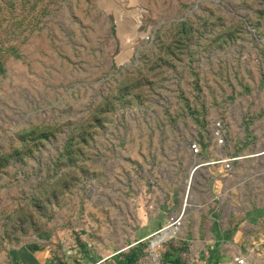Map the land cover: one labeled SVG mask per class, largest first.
Segmentation results:
<instances>
[{"label":"rangeland","instance_id":"374dc122","mask_svg":"<svg viewBox=\"0 0 264 264\" xmlns=\"http://www.w3.org/2000/svg\"><path fill=\"white\" fill-rule=\"evenodd\" d=\"M209 205L264 264V0H0V264H202L143 228Z\"/></svg>","mask_w":264,"mask_h":264},{"label":"crops","instance_id":"0c3cea01","mask_svg":"<svg viewBox=\"0 0 264 264\" xmlns=\"http://www.w3.org/2000/svg\"><path fill=\"white\" fill-rule=\"evenodd\" d=\"M218 166H220V168L218 171L214 172L216 174V184L226 178L231 172L225 171L222 165ZM183 208L184 207L181 208L179 213L182 212ZM218 213L219 209L217 205H209L205 211L198 210L193 212V214L188 213L187 217L184 215L183 223L185 221V225L181 229L179 240L186 248L188 240L200 241L196 245V253L203 255L201 260L202 264L208 263L210 250L213 251L212 259L216 264H235L233 257L236 255L241 256V254L236 252V248H239L240 244L243 246L249 245L248 239L251 237V230L250 228H246L245 225L241 226V223H236L231 227L220 231L218 227L220 222ZM161 226L162 224H156L150 228L149 225H145V228H143V237H148V235L157 231ZM79 248L80 249L72 250V264H79L77 263V258L81 264H110V257H95L91 254V250L86 248L85 243H80ZM181 248L185 249L183 247ZM205 251L206 255L204 256ZM39 252H41V250ZM29 257L30 258L27 260L26 264H56L53 260H50L49 257L51 256L48 253H43V255L40 254L36 256V259H34L31 255H29ZM167 263L173 264L169 261H167Z\"/></svg>","mask_w":264,"mask_h":264},{"label":"built area","instance_id":"2783aa9c","mask_svg":"<svg viewBox=\"0 0 264 264\" xmlns=\"http://www.w3.org/2000/svg\"><path fill=\"white\" fill-rule=\"evenodd\" d=\"M216 127H217V129H216V135L218 137V142L219 143H224L225 131L223 130L222 125L219 122L216 124ZM190 149H191V151H192V153L194 155H199L202 152V148L200 146V143L197 142V141H193V142L190 143ZM234 159L235 158H232V157L231 158L230 157H225V158L224 157H221V158L213 159L212 161L206 162L205 164H210V165H212V164H220V165L223 166V168H224L225 171H229L230 172V170L232 169V162L234 161ZM202 165L203 164L196 165L193 168L192 174L195 172V170L198 167H200ZM184 215H185V212L182 210V212L179 213L177 215V217H175L176 219L175 218H172L171 221H170V223H169V225H167V226H165V227L157 230L155 232V234L161 233L165 228H168V227H172L173 230H174L171 234H173L174 232L175 233H178L179 230L182 227ZM233 261H234L235 264H247L246 259L244 257L240 256V255H236L235 257H233Z\"/></svg>","mask_w":264,"mask_h":264},{"label":"trees","instance_id":"16d2710c","mask_svg":"<svg viewBox=\"0 0 264 264\" xmlns=\"http://www.w3.org/2000/svg\"><path fill=\"white\" fill-rule=\"evenodd\" d=\"M176 249H173V251H171V248H169L167 251H165V256L167 261L172 262L173 264H184L181 262V259L178 257V255H176ZM213 251L210 250V256H209V261L207 264H216L215 261H213V255H212ZM129 264V263H128ZM165 264H168L167 262Z\"/></svg>","mask_w":264,"mask_h":264},{"label":"bare ground","instance_id":"6f19581e","mask_svg":"<svg viewBox=\"0 0 264 264\" xmlns=\"http://www.w3.org/2000/svg\"><path fill=\"white\" fill-rule=\"evenodd\" d=\"M184 210L186 211L185 208H184ZM172 232L173 231L171 228H165L161 233L157 234V236L153 240L152 244L155 246L158 243L166 240L171 235Z\"/></svg>","mask_w":264,"mask_h":264},{"label":"water","instance_id":"95a60500","mask_svg":"<svg viewBox=\"0 0 264 264\" xmlns=\"http://www.w3.org/2000/svg\"><path fill=\"white\" fill-rule=\"evenodd\" d=\"M183 211H184V209H183ZM153 245V244H152ZM154 246V245H153Z\"/></svg>","mask_w":264,"mask_h":264}]
</instances>
